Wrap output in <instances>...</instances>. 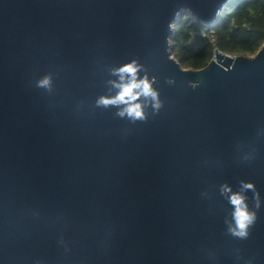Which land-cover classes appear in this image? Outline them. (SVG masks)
Listing matches in <instances>:
<instances>
[{
    "label": "water",
    "instance_id": "1",
    "mask_svg": "<svg viewBox=\"0 0 264 264\" xmlns=\"http://www.w3.org/2000/svg\"><path fill=\"white\" fill-rule=\"evenodd\" d=\"M230 2L0 0V264H264V43L199 69L171 53L182 12ZM133 61L160 102L143 119L97 104Z\"/></svg>",
    "mask_w": 264,
    "mask_h": 264
},
{
    "label": "trees",
    "instance_id": "2",
    "mask_svg": "<svg viewBox=\"0 0 264 264\" xmlns=\"http://www.w3.org/2000/svg\"><path fill=\"white\" fill-rule=\"evenodd\" d=\"M203 29L216 32L219 50L252 56L264 43V0H231L212 25L182 12L175 24L171 53L184 68L205 67L213 57V47L201 35Z\"/></svg>",
    "mask_w": 264,
    "mask_h": 264
},
{
    "label": "clouds",
    "instance_id": "3",
    "mask_svg": "<svg viewBox=\"0 0 264 264\" xmlns=\"http://www.w3.org/2000/svg\"><path fill=\"white\" fill-rule=\"evenodd\" d=\"M139 66L135 61L125 64L118 69L113 71L114 75H118L119 81H111L110 83L118 89L115 96L112 97H101L98 101V105L109 106V105H123V109L119 112V115L127 116L134 119H143L144 112L141 103L137 102L141 96L148 98L151 97L154 102L155 108L160 107L158 99V93L153 89L152 82L145 76L142 79L138 78ZM49 85V78H45L40 81L41 87H47ZM243 183V182H242ZM223 191L230 192L231 189L225 185L222 186ZM243 188L253 189L252 183H243ZM230 203L234 206V220L235 228L230 229L233 235L239 237H246L248 235L247 229L250 224L255 220V213L248 210L245 204V197L240 193H233L230 196Z\"/></svg>",
    "mask_w": 264,
    "mask_h": 264
},
{
    "label": "built area",
    "instance_id": "4",
    "mask_svg": "<svg viewBox=\"0 0 264 264\" xmlns=\"http://www.w3.org/2000/svg\"><path fill=\"white\" fill-rule=\"evenodd\" d=\"M201 35L210 42L214 51H215V49L218 50V48H217V39L218 38H217L216 32L213 29H203L201 31Z\"/></svg>",
    "mask_w": 264,
    "mask_h": 264
}]
</instances>
